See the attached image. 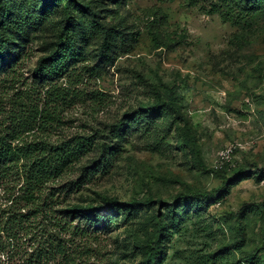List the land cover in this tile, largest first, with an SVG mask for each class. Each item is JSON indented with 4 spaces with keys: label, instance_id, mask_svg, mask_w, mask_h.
<instances>
[{
    "label": "rangeland",
    "instance_id": "rangeland-1",
    "mask_svg": "<svg viewBox=\"0 0 264 264\" xmlns=\"http://www.w3.org/2000/svg\"><path fill=\"white\" fill-rule=\"evenodd\" d=\"M44 1L14 0L22 23L0 57V128L23 106L43 112L44 123L48 108L55 121L24 137L54 145L92 137L98 147L45 190L52 224L67 225L44 238L61 239L67 256L43 264H147L160 232L157 264H247L264 243V0H249L253 6L242 13L221 0H85L101 24L136 32L138 40L109 66L100 60V39L81 38L84 59L72 61L75 71L56 82L67 90L64 105L34 76L58 41L57 29L66 26L62 11ZM10 67L16 71L6 75ZM184 119L198 158L182 142ZM232 142L243 146L226 169L235 181L207 200L203 193L222 187L212 170ZM181 195L190 200L176 202ZM112 199L153 203L110 213L101 225L69 212ZM171 204L181 212L174 222ZM22 252L0 264H24L32 251ZM259 258L264 264V252Z\"/></svg>",
    "mask_w": 264,
    "mask_h": 264
},
{
    "label": "trees",
    "instance_id": "trees-1",
    "mask_svg": "<svg viewBox=\"0 0 264 264\" xmlns=\"http://www.w3.org/2000/svg\"><path fill=\"white\" fill-rule=\"evenodd\" d=\"M226 7L235 10L238 13L245 12L253 6L249 0H221ZM44 6L48 8L56 6L65 15L66 26L56 28L58 33V41L51 49L50 53L37 62L34 69V76L44 79V83L50 86L47 94L52 97L56 103L64 105L66 103L65 88L59 86L56 82L64 77H70L72 61L78 63L84 59V54L78 47V41L81 38H88L90 34L97 36L100 41L99 56L105 65H112L120 54L130 52L137 42L136 32H125L121 26H106L98 21V12L86 3L85 0H45ZM222 5V4H221ZM14 0H0V57H4L6 49L11 41L10 32L15 31L17 27H21L20 10L15 9ZM220 14L223 16V10L218 7ZM217 10V11H218ZM88 13L91 19L84 21L82 14ZM216 11V10H215ZM247 17L251 18L252 13H248ZM165 16L162 15L161 19ZM89 25V31L86 30ZM89 34V35H88ZM163 45V44H162ZM78 61V62H77ZM93 70L98 72L97 67ZM15 69H10L5 73L11 75L15 73ZM81 75L80 73L78 74ZM1 77V76H0ZM2 79L0 78V82ZM20 109L19 112L10 116L9 125L0 128V261L2 257H6V262H10L17 257H22V250L26 246L31 249L28 259L25 257L24 264H43V260H54L57 256L65 258L67 256L66 246H62L61 239L51 240V234L60 235L67 225L52 224L56 218L52 216V210L48 204L49 195L45 193L48 185L55 178L61 176L74 163L79 162L81 158L92 152L94 144L98 147V143L93 141L92 137L75 138L74 140L54 145L43 140H29L31 134L34 135L35 130L47 128L45 123L50 125L55 121L54 116L49 115L50 111L46 108L45 122L40 119L43 112L39 109L25 110ZM122 128L121 126H117ZM182 142L196 154L198 158L197 142L193 137L192 128L187 119H184ZM96 149V148H95ZM107 148L103 145V153L105 156ZM201 165V161L199 162ZM226 169L216 171L213 174L223 180L222 187L209 193H203V197L209 200L212 197L224 194L229 185L235 180L226 178ZM246 172L240 173L245 175ZM190 200L188 195H181L176 202L186 204ZM153 202L147 199L144 202L133 201L131 203H121L116 199L104 206H73L69 212L81 217H87L97 224H106L110 218V213L120 212L122 208H130L138 205L149 206ZM176 204L167 205L168 212L172 213V222L175 216L181 215ZM181 207V206H180ZM175 209L173 214L172 209ZM46 217L45 222L40 221V217ZM174 216V217H173ZM40 221V222H39ZM48 221V222H47ZM66 221V220H65ZM63 220H61V223ZM45 223L47 224L45 226ZM164 223L163 221L161 222ZM50 225L58 226L52 231L47 230ZM45 226V227H44ZM45 233H51L46 240ZM163 232L156 239L153 247H150L147 264L151 262L158 263L161 254V241ZM264 252V243L262 247L247 256V264H258L260 253Z\"/></svg>",
    "mask_w": 264,
    "mask_h": 264
},
{
    "label": "built area",
    "instance_id": "built-area-1",
    "mask_svg": "<svg viewBox=\"0 0 264 264\" xmlns=\"http://www.w3.org/2000/svg\"><path fill=\"white\" fill-rule=\"evenodd\" d=\"M243 148L239 142L228 143L218 154L217 160L213 166L216 171L224 170L228 166H232L234 157L237 152Z\"/></svg>",
    "mask_w": 264,
    "mask_h": 264
}]
</instances>
